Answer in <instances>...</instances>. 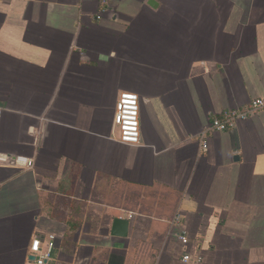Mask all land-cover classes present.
<instances>
[{"label":"crops","instance_id":"crops-1","mask_svg":"<svg viewBox=\"0 0 264 264\" xmlns=\"http://www.w3.org/2000/svg\"><path fill=\"white\" fill-rule=\"evenodd\" d=\"M260 97L264 0H0V264H264Z\"/></svg>","mask_w":264,"mask_h":264},{"label":"built area","instance_id":"built-area-1","mask_svg":"<svg viewBox=\"0 0 264 264\" xmlns=\"http://www.w3.org/2000/svg\"><path fill=\"white\" fill-rule=\"evenodd\" d=\"M264 112V97L256 98L242 110L228 111L220 117H215L211 123L210 132H226L237 125L238 122L249 120L254 114ZM115 125L119 132V139L128 145H139L142 140L140 125V99L134 93L125 92L121 94L117 104ZM204 138V149L208 148ZM182 243L187 244L188 239L182 237ZM54 242L43 245L37 237L31 245L30 254L35 264H52ZM183 260L188 262L190 256H184ZM200 258L195 259L198 264Z\"/></svg>","mask_w":264,"mask_h":264},{"label":"water","instance_id":"water-1","mask_svg":"<svg viewBox=\"0 0 264 264\" xmlns=\"http://www.w3.org/2000/svg\"><path fill=\"white\" fill-rule=\"evenodd\" d=\"M130 222L128 220L115 219L112 226V235L118 238H126L129 234ZM32 260L34 258L32 257Z\"/></svg>","mask_w":264,"mask_h":264},{"label":"rangeland","instance_id":"rangeland-1","mask_svg":"<svg viewBox=\"0 0 264 264\" xmlns=\"http://www.w3.org/2000/svg\"><path fill=\"white\" fill-rule=\"evenodd\" d=\"M170 41H171V39H168V42L167 43L168 44L170 43V45L173 44V40L171 42Z\"/></svg>","mask_w":264,"mask_h":264}]
</instances>
